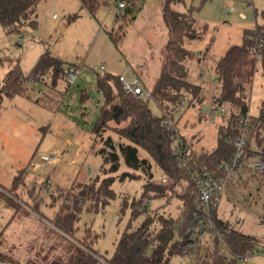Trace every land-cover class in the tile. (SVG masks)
<instances>
[{
	"label": "rangeland",
	"instance_id": "1",
	"mask_svg": "<svg viewBox=\"0 0 264 264\" xmlns=\"http://www.w3.org/2000/svg\"><path fill=\"white\" fill-rule=\"evenodd\" d=\"M128 1L134 4L131 13L128 10L120 13L117 0H101L95 13H91L80 0H43L38 5L37 28H25L22 38L19 34H7L0 24V86L9 71L17 66L26 77L23 91L13 98L4 96L0 105V252L11 256L13 262L9 264L69 262L86 229L97 235L94 248L109 259L131 218L130 209L120 217L122 199L126 197L131 203L143 194L147 176L141 171H131L139 178L125 181L117 178L112 186L117 195L115 199L103 208L101 203H88L84 207L78 223L80 229L74 237L63 234L52 223L68 204L70 192L71 197L75 193L73 188L104 178L101 172L104 161L99 154L105 146L104 140L111 137L114 143H127L115 132L127 122L109 123L108 131L96 139L94 127L105 104L104 95L97 87L99 77L105 73L120 76L132 67L151 92L161 73V52L169 35L162 17L163 0ZM231 4L236 11L227 14L226 6ZM174 9L182 13L190 10L195 23L201 26L231 21L236 28V23L243 21V13L247 16L244 21L257 26L263 24L264 0H184L175 4ZM231 17L235 19L232 21ZM112 32L118 35L117 45L109 38ZM219 35L216 33L215 37ZM46 51L62 59L64 73L75 63L81 65L72 85L63 76L54 79L52 73L40 79L31 77ZM102 65L106 67L105 72H95ZM138 65L144 67L140 69ZM194 67L189 74L192 83L199 81V68ZM258 67L253 88L247 89V95H253L254 115L259 111L264 92L263 73ZM205 71L207 75L213 73L211 65ZM125 74L130 80L132 72ZM206 90L209 96H214L218 88ZM149 107L154 115H161L154 102ZM208 107L206 103L205 109ZM218 117L216 114L194 122L192 128H199L205 134L204 150L216 145L213 123ZM139 157L150 162L155 180L163 177L151 156L140 148ZM129 171L121 161V168L113 177ZM241 180L238 186H233V197L223 195L219 217L260 240L248 264H264V181L248 176ZM147 204L149 214L176 218L182 201L173 197L154 199ZM145 216H139L132 223L133 229L141 225ZM191 263L187 256L174 257L170 262ZM98 264H106L105 259Z\"/></svg>",
	"mask_w": 264,
	"mask_h": 264
},
{
	"label": "trees",
	"instance_id": "2",
	"mask_svg": "<svg viewBox=\"0 0 264 264\" xmlns=\"http://www.w3.org/2000/svg\"><path fill=\"white\" fill-rule=\"evenodd\" d=\"M42 1L0 0V24L4 31L9 35L19 34L22 38L26 33L25 28L36 29L38 5ZM100 1L80 0L82 6L91 13H95ZM183 2L184 0L162 2V17L169 35L161 52V73L154 83L150 99L127 94L120 76L105 73L99 77L97 87L104 95L105 104L94 127L96 139L102 138L108 131L109 123L120 125L127 122L124 128L115 131L127 143H114L111 137L104 140L105 146L99 151L104 161L101 169L104 178H98L96 183L73 188L75 193L71 197L72 191L70 192L68 204L62 207L52 223L63 234L74 237L80 229L78 223L84 207L88 203H101L103 208L110 200L115 199L117 195L112 186L117 178L120 181L139 178L131 171H141L147 176L143 194L140 198H133L131 203L126 197L122 199L120 217L130 209L131 218L109 259L94 248L97 235L86 229L84 237L74 247L69 262L57 264H98L102 259H105L106 264H170L172 258L177 256H187L193 264H242L239 258L248 259L260 246L261 242L257 237L244 234L236 224L220 218L219 206L211 207L210 214H205L198 201L192 173L211 171L232 160L234 141L239 132L237 121L250 109L247 89L254 83L258 66L261 67L264 78V9L261 11L263 24L257 25L255 29H245L242 43L230 47L224 56L215 60L212 68L217 77L218 91L212 97L207 112H203L207 102L206 90L203 85L188 80L189 70L185 65L187 61L194 59L201 65L207 53L200 52L198 55L188 51L184 42L186 39H201L204 31L196 29V20L190 10L182 13L174 9L175 4ZM133 5L130 3L125 10L131 13ZM109 38L117 45L118 35L112 32L109 33ZM254 50L259 52L258 57ZM63 63L61 58L46 51L33 69L31 77L40 79L52 73L54 79L61 76L66 78ZM72 66L80 69L81 65L75 63ZM25 81L26 77L20 67L10 70L0 86V105L4 96L13 98L20 94ZM186 96L188 101L182 108L181 103ZM151 101L161 110L160 116L153 114L149 107ZM222 106L229 107L232 112L226 119L227 123L217 128V147L211 152L204 149L196 152L190 148L186 158H191L192 161L180 160L173 147L175 131L165 124V120L169 118L178 124L184 111L197 107L199 121H202L208 116L218 115ZM258 110L250 119L252 130L247 139L248 157L258 155L256 150L264 153V94ZM182 139L192 145L187 139ZM139 148L151 156L162 170L163 177L160 180L154 179L150 162L139 157ZM121 161L130 171L113 177L119 172ZM252 172L248 171V177L264 181L263 177ZM262 188L258 186V189ZM234 194V188L228 187L226 195L233 197ZM173 197L182 201L179 217L149 214L147 202L154 199L170 200ZM143 214L146 215L144 221L133 229L132 223ZM205 216L209 217L210 225L199 223L200 218ZM262 223L264 224V219ZM205 230L207 233L201 240L194 239L196 234ZM228 254L231 256L230 260H227Z\"/></svg>",
	"mask_w": 264,
	"mask_h": 264
},
{
	"label": "built area",
	"instance_id": "3",
	"mask_svg": "<svg viewBox=\"0 0 264 264\" xmlns=\"http://www.w3.org/2000/svg\"><path fill=\"white\" fill-rule=\"evenodd\" d=\"M118 7L120 12L125 10L130 6L128 0H117ZM229 11H234V7L228 8ZM256 57H258L257 50H254ZM81 69L72 66L66 72V80L69 85H72L77 77V74ZM101 70L105 71V66L102 65L99 69L96 68L95 72ZM202 76V75H201ZM132 81H128L124 75L120 76V80L123 84L124 90L127 94H131L133 96H138L142 99H150L151 92L146 90L144 86L141 84L140 79L137 76L134 77ZM188 101V96L185 97L183 102L181 103V107H185ZM232 110L227 106H222L218 110V115L222 119V124L225 125L227 122V118L230 116ZM252 114L249 111L245 116L240 118L237 121V125L239 127V132L235 138V152L232 156V160L229 163H222L218 166V168L213 169L211 171L204 170L201 173H192V177L194 179V183L197 190L198 201L201 204L202 210L205 211L206 215L210 214V208L219 206L223 195L226 193L228 187L238 186L241 183V179L248 176V171H253L252 173L259 175L264 178V153L256 150L259 154L255 157H248L246 152L248 147V134L252 130L250 119ZM165 124L175 131V143L174 150L178 158L184 162H191V158H186L187 152L189 149H193L192 146L188 142L183 141V135H181L179 130V125H177L174 121L167 118L165 120ZM227 139V137L225 138ZM194 150V149H193ZM264 185V183H263ZM209 217L205 216L200 218L199 223L202 225L211 224V221L208 219ZM207 233V230L203 231L201 234H196L194 239L201 240L202 237ZM231 256L227 255V260H230ZM242 264H248V259L239 258Z\"/></svg>",
	"mask_w": 264,
	"mask_h": 264
},
{
	"label": "crops",
	"instance_id": "4",
	"mask_svg": "<svg viewBox=\"0 0 264 264\" xmlns=\"http://www.w3.org/2000/svg\"><path fill=\"white\" fill-rule=\"evenodd\" d=\"M231 6L234 7L233 4L226 6L227 7V14H231V13L236 11L235 7H234V11H229L228 8H230ZM240 13H242V12H240ZM240 13H238L239 18H241ZM245 15L246 14H244V13L241 15L242 18L244 17L243 21L237 22L236 28H234L235 24L231 23V21H227V23H223L221 25H216L217 24L216 21L213 22L211 25L202 24L203 26H201V24L198 25L197 23H195V27L197 30H199L200 32L204 31L202 38L199 40H194V41H190L188 39L185 40L184 44H185V47L188 51L194 52L198 55L200 52L201 53H204V52L207 53L206 58L201 65H199V63L197 62L196 59L187 61L186 65H185L188 67L189 74H190L191 67L195 66L196 68H199L198 70L200 72H198V74H197L198 75L197 78L199 81L196 83L203 85L205 90L210 89V88H214L216 86L215 84L217 81V77H215L214 71H213V73H211L209 75L206 74L205 70L207 69V67H209L210 65H211V67H213V65L215 64V60L224 56L225 53L228 52L227 50L230 47H232L234 45L241 44L242 40H243V34H244L245 29H255L256 25H251L250 24L251 22L244 21L245 19L247 20V16H245ZM231 19L233 21L235 18L231 17ZM205 32L207 33L206 35L204 34ZM216 33H220L219 37H217V38L215 37ZM211 37H215V40H213L212 42H210ZM189 63H190V65H189ZM142 67H144V66L143 65L139 66L140 69ZM126 72H132L131 79L128 81H132L133 79H135L134 77L137 76L138 79H140L141 84L143 86L145 85V81H144L143 77L140 74H138V72L134 68L129 67L125 71V73ZM125 73H123L122 75H124L126 77ZM141 74H142V70H141ZM188 80H189V76H188ZM253 85H254V83H253ZM253 85H252V88H253ZM145 89L148 90L147 88H145ZM206 94H208V93L206 92ZM263 94H264V92H263ZM208 96H209V94H208ZM212 97L213 96L210 97V100H209V98H207L206 103L209 104V107L211 105ZM249 97H250V112L252 115H254L252 112V109H251L253 95H250ZM262 98H263V96L260 99L262 100ZM261 100H260V104H261ZM260 104H259V107H260ZM259 107H258V109H259ZM203 112H207V109H204ZM196 120L199 121V114H198L197 107L187 109L179 117V122H178L179 126L178 127H179V130H181L183 137L192 143V145H193L192 148L197 152L206 146L205 143H207V141L204 142L205 134H201V130H198L199 128L198 129L192 128L194 126V122ZM213 124L215 125L216 145L214 147H212L211 150H208L209 152L213 151L217 147V128L219 125L222 124V119L220 117H218L214 121ZM184 126H185V128H184ZM196 130H198V131H196ZM209 141L210 140H208V142ZM210 144H211V141H210ZM6 253H9V251L6 250ZM11 259H12L11 256L3 255L0 252V264H9V263L13 262Z\"/></svg>",
	"mask_w": 264,
	"mask_h": 264
}]
</instances>
